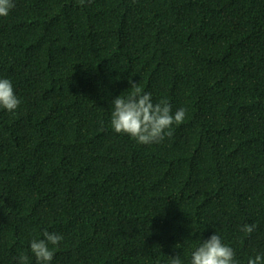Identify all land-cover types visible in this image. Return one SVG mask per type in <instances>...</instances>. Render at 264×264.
<instances>
[{"label": "trees", "instance_id": "trees-1", "mask_svg": "<svg viewBox=\"0 0 264 264\" xmlns=\"http://www.w3.org/2000/svg\"><path fill=\"white\" fill-rule=\"evenodd\" d=\"M0 17V264L63 236L50 264H168L217 233L264 254V0H14ZM129 81L183 123L111 128ZM256 224L251 234L244 224ZM49 247H53L49 245Z\"/></svg>", "mask_w": 264, "mask_h": 264}, {"label": "clouds", "instance_id": "clouds-1", "mask_svg": "<svg viewBox=\"0 0 264 264\" xmlns=\"http://www.w3.org/2000/svg\"><path fill=\"white\" fill-rule=\"evenodd\" d=\"M83 5L85 0H80ZM90 3L91 0H88ZM15 7L14 0H0V17H6ZM132 91L127 96H117L113 101L111 128L115 133L127 134L139 144L159 143L165 137L173 135L172 125L183 123L186 109L180 108L175 113L167 100L152 102L151 93L144 92L138 83L129 81ZM21 101L15 94L11 80L0 78V108L9 112L15 111ZM256 224H244L241 228L251 234ZM42 239H33L31 252L37 264H50L54 258L55 248L64 239L62 235L45 230ZM52 245L53 247H49ZM29 257L21 254L18 264H28ZM168 264H182L179 255L170 257ZM190 264H239L235 259L232 247L222 242L219 234L214 233L203 240L191 253ZM248 264H264V254L249 258Z\"/></svg>", "mask_w": 264, "mask_h": 264}]
</instances>
